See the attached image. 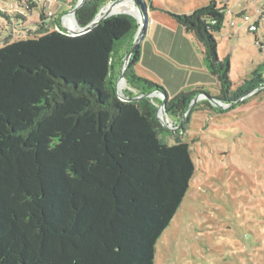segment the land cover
Here are the masks:
<instances>
[{
	"label": "trees",
	"instance_id": "trees-1",
	"mask_svg": "<svg viewBox=\"0 0 264 264\" xmlns=\"http://www.w3.org/2000/svg\"><path fill=\"white\" fill-rule=\"evenodd\" d=\"M109 1L86 0L77 25ZM223 17L213 0L173 16L219 84L209 99L232 103L229 60L218 58L213 37ZM136 34L133 17L115 15L83 35L57 28L0 48V264H155L195 166L184 127L164 128L146 98L166 96L164 88L135 73L141 42L123 72V97L139 99L117 94ZM197 94L166 97V112L180 123Z\"/></svg>",
	"mask_w": 264,
	"mask_h": 264
},
{
	"label": "rangeland",
	"instance_id": "rangeland-1",
	"mask_svg": "<svg viewBox=\"0 0 264 264\" xmlns=\"http://www.w3.org/2000/svg\"><path fill=\"white\" fill-rule=\"evenodd\" d=\"M79 1L0 0V48L45 30H76L70 12ZM210 1L111 0L99 11L136 20L144 64L135 73L164 87L166 96L151 91L146 98L160 122L171 128L182 122V141L189 144L195 166L187 194L157 242L155 264H264V83L258 82L264 80V0H213L224 9L222 28L213 37L218 58L229 60L232 86L226 100L232 103L209 99L219 96V84L193 37L178 36L181 28L173 18L191 15ZM256 21L257 31L248 32ZM153 56L166 64L157 73L147 64L155 62ZM127 89L118 79L117 94L122 97ZM180 92L198 94L179 123L164 103ZM165 141L172 145L174 138Z\"/></svg>",
	"mask_w": 264,
	"mask_h": 264
},
{
	"label": "water",
	"instance_id": "water-1",
	"mask_svg": "<svg viewBox=\"0 0 264 264\" xmlns=\"http://www.w3.org/2000/svg\"><path fill=\"white\" fill-rule=\"evenodd\" d=\"M82 4H83V0H82V1H79V3L77 4V6H76V7L70 12V15L73 17V19H74V15H75L76 10L79 9V8L82 6ZM100 11H102V10H100ZM99 14H100V12L98 13V15H99ZM98 15H97V16H98ZM110 16H111V14H109V13H105V14L102 15L99 19H97V17H96V18L93 20V22H91L87 27H84V28L79 27V26L77 25V23H76V25H77L76 30H67L66 33L69 34L70 36H79V35H83V34H85V33L90 32L92 29H94V28L98 25L99 22H101L102 20H104V19H106V18H108V17H110ZM144 27H145V26L143 25L142 28H141L143 31H144ZM139 43H140V35L137 33V34H136V37H135V39H134V42H133L132 49H131L130 53L127 54V56L125 57V64H124V67L122 68V73H121V75H120V77H119V80H124V79H123V72H124V70H125V68H126V64H127L128 60H129V58H130V55H131L132 50H133V49H134ZM121 99H122L123 101H137L139 98L126 99V98H124V97L122 96ZM190 109H191V106H190V108H189V110H188V113L190 112ZM161 124H162V126H163L164 128H166V129H170V130H172V131H175V130L179 129V128L182 126V122H181L180 126H178V127H174V128L169 127L168 125L164 124L162 121H161Z\"/></svg>",
	"mask_w": 264,
	"mask_h": 264
},
{
	"label": "crops",
	"instance_id": "crops-1",
	"mask_svg": "<svg viewBox=\"0 0 264 264\" xmlns=\"http://www.w3.org/2000/svg\"><path fill=\"white\" fill-rule=\"evenodd\" d=\"M182 34H185V33H184L183 30L181 29V33H180L178 36L181 37ZM185 35H187V34H185ZM188 36H191V35H188ZM191 37H192V36H191ZM193 39H194V38H193ZM141 43H142V42H141ZM143 55H144V54H143V47H142V59H141V63H140V65H143V64H144V56H143ZM153 58L155 59V62H153V61H148L147 64H149L150 66H152L154 72L157 73V70H161L162 68H164V66H166V64H165L164 60H161V62H158L156 57L153 56ZM140 65H139V66H140ZM138 68H139V67H138ZM151 74H152L153 76H155L156 78H158L155 74H153V73H151ZM163 88H164V87H163Z\"/></svg>",
	"mask_w": 264,
	"mask_h": 264
},
{
	"label": "built area",
	"instance_id": "built-area-1",
	"mask_svg": "<svg viewBox=\"0 0 264 264\" xmlns=\"http://www.w3.org/2000/svg\"><path fill=\"white\" fill-rule=\"evenodd\" d=\"M68 16H70V15H68ZM243 22L246 24L247 22H249V18H248L247 16L244 17ZM248 30H249L251 33L256 32V31H257V28H256V26H255V23L251 24V25L249 26Z\"/></svg>",
	"mask_w": 264,
	"mask_h": 264
},
{
	"label": "bare ground",
	"instance_id": "bare-ground-1",
	"mask_svg": "<svg viewBox=\"0 0 264 264\" xmlns=\"http://www.w3.org/2000/svg\"><path fill=\"white\" fill-rule=\"evenodd\" d=\"M102 15H103V14L100 13V14L97 16V19H99ZM139 20H140V19H139ZM70 21H72L71 18H70ZM162 119H163V118H162Z\"/></svg>",
	"mask_w": 264,
	"mask_h": 264
}]
</instances>
